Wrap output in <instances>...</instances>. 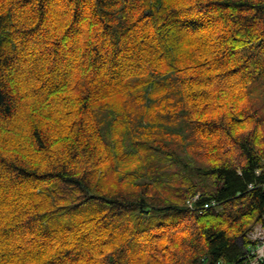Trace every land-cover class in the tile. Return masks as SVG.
Segmentation results:
<instances>
[{
  "label": "clouds",
  "instance_id": "obj_1",
  "mask_svg": "<svg viewBox=\"0 0 264 264\" xmlns=\"http://www.w3.org/2000/svg\"><path fill=\"white\" fill-rule=\"evenodd\" d=\"M156 3L136 0V11L120 16L138 17ZM249 3L256 9L237 16V23L251 26L250 43L235 61L213 63L203 41L212 33V42L220 43L237 25L216 28L217 13L205 7L211 0H181L173 7L182 15L204 17L212 27L185 34L166 49L142 50L143 59L131 62L142 68L116 80L108 68L97 75L88 67L91 34L63 41L55 54L45 51L64 36L70 7L41 26L34 37L39 43L13 37L18 61L0 77L15 98V114L0 118V264H193L203 258L199 232L190 226L163 227L131 212L113 221L75 217L67 205L77 197L146 199L174 206V215L183 218L204 191V172L214 162L219 166L247 149L261 165L255 175L264 174V63L245 65L231 79L225 75L264 39V0ZM10 6L3 0L2 12ZM141 36L150 41L151 31ZM56 85L61 90L53 92ZM21 169L35 178L10 186ZM49 173L59 177L49 179ZM236 173L243 178L240 168ZM65 177L78 185L71 197L62 191Z\"/></svg>",
  "mask_w": 264,
  "mask_h": 264
},
{
  "label": "trees",
  "instance_id": "obj_2",
  "mask_svg": "<svg viewBox=\"0 0 264 264\" xmlns=\"http://www.w3.org/2000/svg\"><path fill=\"white\" fill-rule=\"evenodd\" d=\"M9 2L11 6L7 13H3V0H0V77H4L5 70L13 67L18 61L13 37H22V44L39 43L38 39H34L38 30L42 25L64 16L62 8L70 7V17L65 26L64 36L60 41L52 42L54 47L45 51L55 54L63 41H75L76 37L91 34L95 43L89 50L88 67L97 75L108 68L110 80H116L128 72L139 71L142 65L131 62L143 59L142 50L150 53L157 46L166 49L170 44L179 43L180 37L185 34L207 32L212 27V23L204 17L182 15L179 9L173 7L181 0L162 2L157 0L156 4L140 16L129 19L122 18L120 14L129 16L134 13L136 0H69L68 5L64 4V0H9ZM205 7H210L211 11L217 13L213 19L216 28H221L222 25L228 27V21L237 27L234 34L220 40V43L212 42L210 33L203 41L207 45L204 51L213 56V63L225 64L230 60L235 61L239 51L244 50L250 43L247 37L250 35L251 27L246 22L238 24L237 16L243 18L257 6L250 4L249 0H211V4H206ZM157 17L158 20L149 30L146 25ZM29 21H34L32 26L23 27ZM18 23L22 27H17ZM148 31H151L150 41L141 36L142 32ZM261 35L264 36V33ZM261 46H264V39L245 52L244 64L231 67L229 73L225 75L231 79L239 75L245 65L251 67L264 63L262 55L264 48ZM68 51L74 53L75 47H70ZM196 79L188 78L191 81ZM208 79L210 81L211 77ZM231 86L232 84L225 85ZM8 89V84L0 79V118L3 119L15 114V98L10 95ZM60 90L61 85H56L53 92ZM192 96L198 98L194 93ZM88 99V96L84 97L82 109L86 110L89 107L86 102ZM233 119L240 122L237 117ZM260 166L259 159L247 149L242 150L240 156L225 160L219 166L214 162L204 172V191L197 196L191 214L183 218L174 215V206L161 207L149 204L146 199L139 202H120L90 197L86 201H81L77 197L76 202L68 204L67 207L73 210L75 217L92 215L99 216L100 220L113 221L131 212L152 223H160L163 227L190 226L198 230L197 239L203 252V258L198 257L193 264H245L246 235L258 222L264 221V174L259 177L255 175L256 169ZM237 168L241 169L243 178L237 175ZM25 173L26 170L21 169L16 176L11 177L10 186L23 184L35 178V174ZM46 175L52 180L59 177L58 173ZM62 183L65 185L62 191L71 197L72 191L78 185L70 184L67 177ZM249 183L254 186L249 188ZM143 231V228L138 229L137 234L140 235Z\"/></svg>",
  "mask_w": 264,
  "mask_h": 264
},
{
  "label": "built area",
  "instance_id": "obj_3",
  "mask_svg": "<svg viewBox=\"0 0 264 264\" xmlns=\"http://www.w3.org/2000/svg\"><path fill=\"white\" fill-rule=\"evenodd\" d=\"M247 238L245 264H264V222L255 225Z\"/></svg>",
  "mask_w": 264,
  "mask_h": 264
},
{
  "label": "rangeland",
  "instance_id": "obj_4",
  "mask_svg": "<svg viewBox=\"0 0 264 264\" xmlns=\"http://www.w3.org/2000/svg\"><path fill=\"white\" fill-rule=\"evenodd\" d=\"M155 83L163 86V81L162 80L155 81Z\"/></svg>",
  "mask_w": 264,
  "mask_h": 264
}]
</instances>
